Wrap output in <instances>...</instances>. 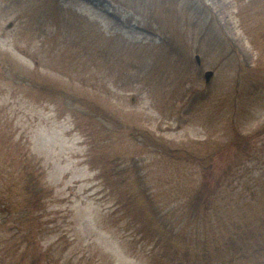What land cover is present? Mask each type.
<instances>
[{"label": "rangeland", "instance_id": "rangeland-1", "mask_svg": "<svg viewBox=\"0 0 264 264\" xmlns=\"http://www.w3.org/2000/svg\"><path fill=\"white\" fill-rule=\"evenodd\" d=\"M123 1L49 0L50 5L46 6H50L49 18L55 13L59 19L65 17L71 23L77 19L82 30L72 45L55 47L63 38L55 29L44 30L49 36L48 42L38 37L45 27L43 17L47 12L41 0L31 4L35 7L31 11L21 6L17 8L12 0H0V90L4 87L5 91L0 102L6 101L8 114L15 120L13 130L28 142L32 154L41 161L44 182L54 192L42 245L44 248L55 245L58 251L65 245L70 246L69 253L74 255L71 264L148 263L140 251L141 245L133 239L139 241L134 229L125 227L128 232L125 236L124 226L113 224L107 212L108 203L101 202V186L87 159V150L97 151V148L94 142L89 146L91 140L83 137L67 114L73 98L77 100L76 105L100 111L102 108L94 106L92 102H95L105 108L101 115L112 114L111 120L106 118L102 126L99 124L102 133L108 130L116 134L115 137L120 136L114 119L134 128L130 137L107 146L111 152L137 149L141 135L144 140L153 136L190 153L204 155L210 151L207 153L212 159L207 178L210 190L216 189L221 175L228 176L222 177L226 182L234 179L230 186L233 192H229V188L224 191L227 204L223 203V208L216 212L220 224L245 227L249 221L256 220V211L262 209L260 206L264 207V163L247 162L245 158L243 165L238 167L234 164L235 145L230 142L234 132L246 137L258 134L264 127V7L253 11L245 27L235 0H204L222 36V46L215 50L203 47L207 40L201 43L191 31L183 29L182 23L176 22L184 19L180 8L186 0H127L137 10H130ZM140 1L148 5L140 6ZM153 5L160 13L153 12L156 23L160 24L164 15L168 17L165 29L153 23L155 19L152 20L149 12L139 8L149 10ZM129 12H140L141 22L152 29L142 31L134 20L136 17ZM8 23H12L10 28H7ZM210 32L207 36L217 33ZM172 34L184 42L178 45L179 55L176 56L187 68L186 73L181 71L182 78L198 77L200 82H196L195 88L205 91L209 86L211 93L194 113L192 122L184 125L180 115L182 106H172L168 102L173 112L170 119V113H165L167 102L148 99L145 85L133 84L127 79L128 63L119 58L125 53L121 48L131 43L136 47L139 43L150 45L155 56L158 53L168 55L164 48L161 49L164 45L161 41L165 35L169 39ZM118 37L122 40L117 44ZM105 49L107 58L102 56ZM128 55L133 57L131 53ZM195 55L201 57L200 65ZM143 57L145 55L139 51L138 62L142 63ZM4 67L10 82L2 85ZM207 70L214 71V77L206 85L203 74ZM27 78L47 86L49 96L41 100L42 96L33 88L22 87L29 83ZM21 83L24 85L18 86ZM194 83L192 80L188 86L193 87ZM107 96H110L109 103ZM253 140L264 145V134ZM242 142L244 147L245 140ZM220 146L225 149L215 153ZM93 158L91 152L90 159ZM3 159L5 156L0 155V160ZM157 169L155 166L153 171ZM149 177L146 181L153 183ZM197 178L201 179L199 175ZM173 180L181 191H189L193 186L192 183L186 186L183 180ZM158 187L164 191L166 180ZM227 209L235 216H226ZM198 213L202 215L201 211ZM57 238L61 239L60 244H55ZM101 254L110 261L97 257ZM261 263H264V256ZM245 264H252V261Z\"/></svg>", "mask_w": 264, "mask_h": 264}, {"label": "trees", "instance_id": "trees-1", "mask_svg": "<svg viewBox=\"0 0 264 264\" xmlns=\"http://www.w3.org/2000/svg\"><path fill=\"white\" fill-rule=\"evenodd\" d=\"M138 5L146 7L148 2L140 1ZM145 7L139 8L150 13ZM148 146L157 149L158 157L153 162L132 156L129 166L122 157H109L104 152H97L94 161L118 207L114 212L118 216L116 224L124 226V233H128L125 227L134 229L139 241L133 239L139 242L151 264H219L223 254L249 252L250 236L260 244L257 238L264 232V211L256 212V220L248 223V231L239 232L227 224L214 229L216 212L222 206L209 194L208 186L189 191L172 189L174 195L180 193L177 204L165 200L163 206H159L163 198L156 189L142 187L135 191L125 186L129 184L131 168L138 175L159 165L152 177L155 184L160 183V170L171 158L181 160L168 145L152 142ZM30 164L23 156L12 165L0 166V264H71L74 255L69 253L70 246L58 251L54 245H42L45 220L50 215L49 192ZM144 179L145 175H139L138 183L143 185Z\"/></svg>", "mask_w": 264, "mask_h": 264}, {"label": "water", "instance_id": "water-1", "mask_svg": "<svg viewBox=\"0 0 264 264\" xmlns=\"http://www.w3.org/2000/svg\"><path fill=\"white\" fill-rule=\"evenodd\" d=\"M208 75H210V74H208Z\"/></svg>", "mask_w": 264, "mask_h": 264}]
</instances>
